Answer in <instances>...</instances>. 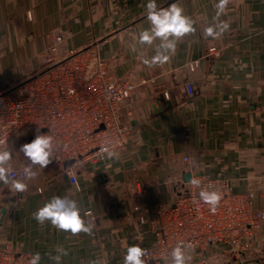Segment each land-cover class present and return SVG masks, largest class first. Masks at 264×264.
I'll return each mask as SVG.
<instances>
[{
    "label": "crops",
    "instance_id": "1",
    "mask_svg": "<svg viewBox=\"0 0 264 264\" xmlns=\"http://www.w3.org/2000/svg\"><path fill=\"white\" fill-rule=\"evenodd\" d=\"M156 2L167 8L175 0ZM178 2L196 32L178 43L167 63L149 68L143 59L154 49L137 43L149 27L147 0H0V94L47 68L39 55L58 32L65 38L62 59L94 51L113 80L134 87L131 100L137 101L130 113L121 112L131 134L126 150L118 160L82 165L76 186L52 164L34 166L38 175L24 181V193L0 184V250L8 244L15 253L40 252V264H55L48 253L58 255L57 248L68 252L61 264L123 263L128 246L150 247L155 240L151 225L180 196L183 188L174 181L183 180L181 158L190 152L198 154L200 175L230 179L236 193L249 192L264 210V0H229L219 19L230 29L218 39L202 36L217 0ZM210 48L218 54L208 55ZM186 82L195 88L193 97ZM57 195L91 212L84 217L93 225L91 235H72L33 218ZM141 217L147 222L139 226ZM199 260L193 256L192 264ZM232 264H264V224L254 232L252 250Z\"/></svg>",
    "mask_w": 264,
    "mask_h": 264
},
{
    "label": "built area",
    "instance_id": "2",
    "mask_svg": "<svg viewBox=\"0 0 264 264\" xmlns=\"http://www.w3.org/2000/svg\"><path fill=\"white\" fill-rule=\"evenodd\" d=\"M51 39L52 44L39 55L47 68L26 76L12 92L0 94V144L15 142L18 151L20 145L34 139L37 127L45 133L51 131L59 145L51 164L70 185L76 186L82 165L106 161V145L111 144L118 153L126 150L131 134L121 112L127 109L130 113L137 101L131 100L134 87L113 80L107 63L99 60L94 51L69 52L62 59L64 36L57 32ZM207 54L218 52L210 48ZM196 66L191 63L188 70L194 72ZM183 88L189 97L196 94L190 82ZM15 92L23 96L15 99L11 96ZM162 96L168 100L167 92ZM197 156L190 152L181 158L183 174L199 179L202 187L221 192L223 199L212 213L208 205L199 201L198 188L181 179L174 181L183 190L171 207L159 211L151 225L155 240L145 247L147 264H164L163 258L181 240L194 246L193 256L200 258L199 264H231L252 250L254 232L264 224V210L254 206L249 192L236 193L230 179L200 175L194 162ZM67 162L71 164L64 167ZM25 164L23 153L14 154V178L23 180ZM146 222L141 217L138 224ZM29 259L30 253H15L8 244L0 250V264H28Z\"/></svg>",
    "mask_w": 264,
    "mask_h": 264
},
{
    "label": "clouds",
    "instance_id": "3",
    "mask_svg": "<svg viewBox=\"0 0 264 264\" xmlns=\"http://www.w3.org/2000/svg\"><path fill=\"white\" fill-rule=\"evenodd\" d=\"M229 0H217L214 5L216 15L213 17L211 25L204 27L202 36L204 39L220 38L230 29L227 21L220 20V16L225 14ZM146 20L149 27L141 30L137 36V43L141 46H148L154 49L155 54L151 58H144L143 63L149 68L167 63L175 55L178 43L187 35L195 33L193 19L184 13L183 7L178 0L170 4L167 8L158 7L156 0H147L145 5ZM158 41V43H157ZM42 127H37L34 132V139L29 143L20 145L18 151L15 142L0 144V184L6 186L13 193H24L28 184L24 181L34 179L38 173L34 171V166L46 168L54 160V153L59 147L51 131L45 133ZM23 153L26 164L22 168L23 180L13 177L12 160L14 154ZM104 156L113 160L119 159V153L115 151L111 144L103 148ZM199 189V201L209 206V210L215 213L220 205L223 195L217 190H209L202 187L199 179L191 178L186 182ZM91 212L81 208L79 202L70 196H53L46 201L42 207L33 213V218L39 223L46 221L57 230L76 235L86 233L91 235L93 225L84 217L90 216ZM194 246L185 241H179L165 256L164 264H192ZM58 255L49 258L55 264H61L62 256H67L68 252L62 248H57ZM148 250L141 244L136 243L127 247L123 256V264H147ZM42 256L40 252L30 254L28 264H40ZM92 264H104L103 261H93Z\"/></svg>",
    "mask_w": 264,
    "mask_h": 264
},
{
    "label": "water",
    "instance_id": "4",
    "mask_svg": "<svg viewBox=\"0 0 264 264\" xmlns=\"http://www.w3.org/2000/svg\"><path fill=\"white\" fill-rule=\"evenodd\" d=\"M70 164H71V162H67V163L64 164V167H67V166H69ZM189 179H190V176H189L188 174H184V175H183V181H184V182H187Z\"/></svg>",
    "mask_w": 264,
    "mask_h": 264
},
{
    "label": "rangeland",
    "instance_id": "5",
    "mask_svg": "<svg viewBox=\"0 0 264 264\" xmlns=\"http://www.w3.org/2000/svg\"><path fill=\"white\" fill-rule=\"evenodd\" d=\"M21 93L22 92H15L14 94H12L11 96L13 97V98H18V97H22L23 95H21ZM13 95H15V97L13 96ZM234 261H231V264L233 263Z\"/></svg>",
    "mask_w": 264,
    "mask_h": 264
}]
</instances>
